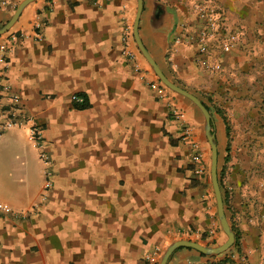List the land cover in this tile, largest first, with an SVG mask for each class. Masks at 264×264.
Listing matches in <instances>:
<instances>
[{"label":"crops","instance_id":"crops-1","mask_svg":"<svg viewBox=\"0 0 264 264\" xmlns=\"http://www.w3.org/2000/svg\"><path fill=\"white\" fill-rule=\"evenodd\" d=\"M20 1L0 0V27ZM197 4L238 35L227 53L210 42L218 71L194 61ZM136 6L35 0L0 35L21 33L6 54L0 103L18 95L40 126L52 180L44 190L30 122L1 133L0 202L13 212H0V264H155L177 239L226 240L211 181L195 171V154L205 164L204 119L184 96L150 87L160 81L133 37ZM138 33L163 73L210 109L234 233L222 253L178 247L166 264H264V0H143ZM77 94L86 107L74 106Z\"/></svg>","mask_w":264,"mask_h":264},{"label":"built area","instance_id":"built-area-1","mask_svg":"<svg viewBox=\"0 0 264 264\" xmlns=\"http://www.w3.org/2000/svg\"><path fill=\"white\" fill-rule=\"evenodd\" d=\"M4 3L5 1H2V4ZM194 10L198 19L203 23L198 28L197 32L194 61L204 70L213 72L218 71L220 67L219 62L211 61L207 56L210 42H215L221 53H227L234 48L238 35L232 32H222L219 16L213 7L205 4H197L195 5ZM40 26V22L36 23L35 30H38ZM20 36L21 33L18 30H12L0 40V78L7 66L6 54L10 50L12 43L16 42ZM172 40L174 44H180L182 42V37H180V35H175ZM149 84L150 87L156 90L159 94L162 93L161 84L153 80H150ZM29 122L31 123L29 126V134L35 141L38 149V158L44 165L43 189L46 190L52 185L50 169L51 160L49 159L45 148L42 129L35 122H32L31 117L22 109L21 100L18 95H10L9 103L7 104L0 103V135L6 129L14 126L26 125ZM193 160L196 163V173L202 175L204 173V165L201 156L195 154ZM0 212L12 213L13 210L6 204L0 202ZM152 256L153 255L147 256V260H152Z\"/></svg>","mask_w":264,"mask_h":264},{"label":"water","instance_id":"water-1","mask_svg":"<svg viewBox=\"0 0 264 264\" xmlns=\"http://www.w3.org/2000/svg\"><path fill=\"white\" fill-rule=\"evenodd\" d=\"M33 1L35 0H21L16 5L9 19L6 21V23H4L0 27V35L7 32L14 25L22 9ZM136 2H137V6H136L135 17H134V23H133V37L137 45V48L139 49L140 53L145 58L147 63L150 65L154 74L158 77L159 81L163 85L168 87L170 90H172L173 92L179 95H182L188 100H190L200 110L203 116L205 136L210 146L209 174H210V181H211V186L213 189L214 199H215V204H216V213H217V218L219 220L220 226L226 234V240L220 245H216V246H210V245L203 244L198 241L191 240V239H183V238L177 239L171 242L165 248V250L162 252L159 258L158 264H166L170 255L178 247L192 248L205 255H217L219 253L226 251L232 246L234 242V233L231 230L229 223L226 219L225 213H224L223 199H222V194H221L218 176H217V148H216V143L214 139V134L211 131V115L209 111L207 110V108L205 107V105L201 102V100L194 93L179 86L178 84L173 82L170 78H168L163 73V71L160 69V67L157 65V63L153 59V57L150 55V53L147 51V49L143 45L140 39L139 33H138V23H139L140 14L143 8V0H136Z\"/></svg>","mask_w":264,"mask_h":264},{"label":"rangeland","instance_id":"rangeland-1","mask_svg":"<svg viewBox=\"0 0 264 264\" xmlns=\"http://www.w3.org/2000/svg\"><path fill=\"white\" fill-rule=\"evenodd\" d=\"M139 53H140V52H139ZM145 61H146V60H145ZM147 65H148V71H150V75H151V77L154 78V79H157V80L159 81L158 77L154 74V72H153L152 68L150 67V65H149L148 63H147ZM160 84H161L162 86H164L166 89H168L169 91L173 92V91L170 90L168 87H166L165 85H163L161 82H160ZM173 93H175V92H173ZM175 94H176V95H179V94H177V93H175ZM179 96H181V95H179ZM181 97H183V96H181ZM185 99H186V98H185ZM188 101H189V100H188ZM190 103H191V105H193L194 107H196L192 102H190ZM196 108H197V107H196ZM197 109H198V108H197ZM198 111H199V113H201L199 109H198ZM201 117H202V119H203L202 114H201ZM204 138H205V143H206L205 164H203V165H204V173H206L207 178H208L209 183H210V174H209V167H210V146H209V143L206 141V140H207L206 137H204ZM211 188H212V187H211ZM161 254H162V252H161ZM161 254H160V256H161ZM160 256L157 258L155 264H158V261H159Z\"/></svg>","mask_w":264,"mask_h":264},{"label":"trees","instance_id":"trees-1","mask_svg":"<svg viewBox=\"0 0 264 264\" xmlns=\"http://www.w3.org/2000/svg\"><path fill=\"white\" fill-rule=\"evenodd\" d=\"M202 103L205 105V107L207 108V110L209 111V107L206 103H204L202 101ZM88 105L87 101L85 100V97L84 95L82 94H77L76 97H75V100H74V106L76 108H83V107H86ZM236 244V242H235ZM200 255H204L203 253H199Z\"/></svg>","mask_w":264,"mask_h":264}]
</instances>
